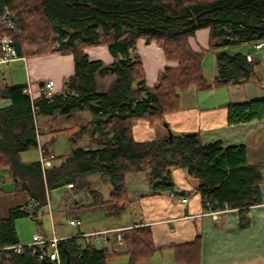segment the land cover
I'll return each instance as SVG.
<instances>
[{"label":"trees","instance_id":"1","mask_svg":"<svg viewBox=\"0 0 264 264\" xmlns=\"http://www.w3.org/2000/svg\"><path fill=\"white\" fill-rule=\"evenodd\" d=\"M1 14L9 19L0 20V40L12 41L19 57L73 54L75 73L63 80L60 93L41 92L33 102L38 107L35 112L25 84L0 83V101L12 102L0 110V168H8L17 186L30 192L33 205L13 208L7 218L0 214V264H58L40 259L33 245L15 251L13 246L19 245L16 220L26 215L38 218L49 190L72 185L78 191H90L94 175L109 190L107 200L101 198V190L91 192L95 204L115 203L116 215L129 202L128 174L145 172L162 183L174 167H185L200 180L206 207H222L225 202L247 207L261 201L260 170L248 163L245 144L204 143L199 132L176 134L173 130L172 138L167 133L137 140L134 126L137 120L163 125L169 114L181 109V96L191 87L203 91L246 83L253 61L242 51L224 49L264 41V0H0ZM201 28L210 30V50H217L213 83L205 77V53L195 51L190 43ZM141 39L155 42L167 62L175 63L159 72L153 87L146 84L140 57L128 56ZM97 45H107L115 57L108 84L98 73L104 63L89 59L87 53ZM118 52L127 58H120ZM227 107L230 123L264 118V98ZM85 110L92 119L77 124L72 136L87 135L96 148H77L58 156L62 163L52 167L44 166L42 160H22V152L39 147L38 135L48 133L37 124L38 115ZM50 154L44 145L43 157ZM120 235L121 253L106 245L82 244L77 238L60 240L61 264H108V258L117 254L128 255V264H144L158 250L147 227L125 228ZM173 248L177 264H201L199 234L194 241Z\"/></svg>","mask_w":264,"mask_h":264},{"label":"crops","instance_id":"2","mask_svg":"<svg viewBox=\"0 0 264 264\" xmlns=\"http://www.w3.org/2000/svg\"><path fill=\"white\" fill-rule=\"evenodd\" d=\"M197 34L199 37H205L206 34L208 36V41L206 40V43L203 41L204 44H201L205 47L204 51L194 43ZM209 42L208 28L197 30L195 36L190 38L192 48L197 52H204L205 57L206 53L211 51ZM137 44L142 47L140 59L145 67L146 84L153 87L162 67L175 66V63L167 62L162 48L155 42L146 43L141 39ZM229 48L231 47L224 50L230 53L242 51L250 62L253 61L252 73L248 81L252 79L257 73L255 66L264 60V49L262 52L255 51L251 44L246 47V50H244L245 47L241 49L240 46L232 51ZM156 55L158 58L154 63L152 57ZM114 61L115 57L106 63L112 64ZM214 63L216 65V57ZM0 67V72L4 75V84L30 85L34 97L38 98L41 95L39 86L42 81L53 80L54 92L56 94L61 92L63 80L75 73V59L72 54L57 52L15 58L6 64H1ZM215 78L216 76L214 80ZM101 80L104 82L103 78ZM238 85L241 84H230L228 87ZM207 92L210 93L205 94L194 87L184 92L181 96V109L169 114L167 123L176 134L199 132L204 143L221 141L224 146L245 144L248 163L257 165L261 174L259 203L247 207H232L225 202L222 207H212L214 210H223L217 215L218 217H214L204 204V194L199 189L200 180L191 176L187 168L174 167L170 171L169 179L163 180L162 183L152 180L145 172L128 174L126 187L129 202L122 214L116 215L115 203L95 204L96 199L91 192H96L97 188L102 192L101 198L107 200L109 190L101 187L98 184V175H94V188L90 191H78L72 185L47 191L48 202L41 210L46 209L49 212L48 220L44 219V225L48 231L40 232L33 227L32 239L27 243L32 242L35 233H40L48 239L77 238L82 244L90 242L99 248L106 245L109 249L121 253L124 251L123 244L118 242L121 231L130 227H147L151 230L158 250L144 264H177L173 246L192 242L198 234L201 237V264H264V118L237 124L230 123L227 107L231 103L258 98L245 97V99L235 100L232 95L228 96V93L219 91L218 88L209 89ZM11 103L10 99H2L0 110L9 107ZM80 112L82 111L76 113ZM74 114L38 115L37 124L46 128L48 133L38 135L39 147L31 148L38 150V156H27L26 153L31 150L29 149L21 153L22 160L25 162L41 160L42 147L48 145L51 154L45 159L44 166L60 165L63 159L57 158L56 146L59 136L64 134L72 143L64 155L77 148H96L97 145L92 143L87 135L72 136V132L77 131L75 127L80 123L54 127L62 118H73ZM66 128L70 130L54 132ZM167 133L165 126L155 133V127L149 122L145 120L135 122L134 135L137 140L162 138ZM166 185L170 188L165 189ZM0 187L4 190V193L0 194L2 217H9L11 209L15 207L29 206L30 209L33 207L30 192L17 186L8 168H0ZM184 199H187V202H184ZM241 208L244 211H240ZM27 216L30 215L21 216L20 219ZM18 219L16 225L20 220ZM22 242L19 238V244L22 245ZM128 263L129 256L125 254L108 258V264Z\"/></svg>","mask_w":264,"mask_h":264},{"label":"rangeland","instance_id":"3","mask_svg":"<svg viewBox=\"0 0 264 264\" xmlns=\"http://www.w3.org/2000/svg\"><path fill=\"white\" fill-rule=\"evenodd\" d=\"M203 29H205V28H203ZM206 36H207V34H206ZM206 36L205 37H203V36L199 37L197 34L196 39L194 40V43L198 46V48L203 50V51L205 50V47H203L201 44L206 43V40L208 41V36H207V38H206ZM203 41H204V43H203ZM256 42H259V41L252 42L251 45L256 43ZM138 46L139 45L136 44V46H134L133 48L130 49L129 54H128V56L130 58L135 59V58L141 57L142 47H140V46L138 47ZM229 49L232 51V50H235L236 47H234V48L231 47ZM87 50H88L89 59L102 61V62H104V65H110V63H106V62H109L112 58H114V55H113L111 49L107 45L91 46ZM147 50H149V49H147ZM244 50H246V48H244ZM143 52H145V50H143ZM118 54H119L120 58H127L126 55L123 53L118 52ZM145 54H146V52H145ZM152 54H153V52H152ZM216 55H217V50H211V51L206 53V57H205V61H204L205 77L208 79V81L210 83H212L214 81V77L217 74V68H216V65L214 63ZM151 56H153V55H151ZM152 58H153V62L156 63L158 55H156V57L154 56ZM260 62H261L260 64H257L255 66V72H257V73L248 82H246L245 84L235 86V87H231V86L221 87V88H218V90L222 91L224 93H228L227 94L228 96L232 95L233 98H235V100L240 99V98L245 99V97L248 99L264 98V60H261ZM165 68H166V65H164L162 67V70ZM0 71H1V69H0ZM156 78H157V74H156L155 79ZM3 79H4V75L0 72V83H3ZM103 80H104L103 83L108 84V82L112 80V77L110 74H107L106 76L103 77ZM152 84L154 85V83H152ZM207 91H209V90L208 89L203 90L202 92H204L205 94L210 93ZM53 93H55L54 90H53ZM91 118H92V114L86 110V111H82L80 113H75L73 118H62L60 120V122L58 124H56L54 127L60 126V125H61V127L71 126L75 123L85 124ZM164 124H165V122L163 123V125L162 124L155 125L154 126L155 127V133H158L159 131H161L163 129ZM69 146H72V143H71V141L68 140L66 134L59 136V141L57 142V146H56L57 155L58 156L64 155L68 151ZM26 155L29 157H37L38 156V150L37 149H31L30 151H28L26 153ZM48 217H49V212L46 209H44L38 218H34L32 216H27V217H22L21 219L19 218L20 220L18 219L19 221L17 222L16 226H17V230H18V233L20 236L19 238L21 241H23L22 245L29 244V243H27V241L32 239L33 227H35V230H39L40 232L48 231V228H45V225H44V219L48 220Z\"/></svg>","mask_w":264,"mask_h":264},{"label":"built area","instance_id":"4","mask_svg":"<svg viewBox=\"0 0 264 264\" xmlns=\"http://www.w3.org/2000/svg\"><path fill=\"white\" fill-rule=\"evenodd\" d=\"M4 19H9L7 14H1L0 15V20ZM252 47L254 50L262 52L264 49V42L259 41L254 44H252ZM264 54V53H263ZM19 58L17 54L16 48L13 46L12 41L8 39H2L0 40V65L1 64H6L9 61ZM25 58V57H21ZM40 92L47 93L48 95L53 94L54 90V81L53 80H47V81H42L40 82ZM24 92L27 93L31 100H32V107L33 111L35 112L38 107L33 103L34 102V93L33 90L31 89L30 85H26L24 88ZM42 162H44L45 158H41ZM71 186V185H69ZM184 202H187V199L183 200ZM207 209L209 210L210 214L213 215L214 217H218L217 215L222 212L223 210L221 209H216L214 210L210 204L207 205ZM74 223V221H71ZM118 239H121V235H118ZM60 239L53 237L51 239L44 238L40 233H35L33 235V240L29 245H33L35 247V251H39L38 257L40 259H50L51 261L57 262L58 264H61V258H60V253H61V247L59 245ZM16 252H20L22 249V245H15L13 246Z\"/></svg>","mask_w":264,"mask_h":264},{"label":"water","instance_id":"5","mask_svg":"<svg viewBox=\"0 0 264 264\" xmlns=\"http://www.w3.org/2000/svg\"><path fill=\"white\" fill-rule=\"evenodd\" d=\"M115 68L116 67L114 65H112V64H110V65H103L99 69L98 73H99L100 76L104 77L107 74L113 73L115 71ZM164 126L168 129L169 138H172L173 137V132H172L171 128L169 127V124L167 122H165ZM168 179H169V177L167 175L164 176V180L165 181L168 180ZM35 254L36 255H39V251L38 250L35 251Z\"/></svg>","mask_w":264,"mask_h":264}]
</instances>
